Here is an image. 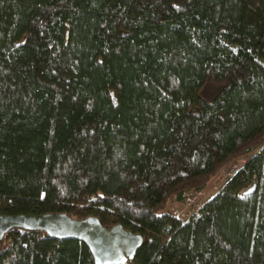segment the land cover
Instances as JSON below:
<instances>
[{"label": "trees", "instance_id": "16d2710c", "mask_svg": "<svg viewBox=\"0 0 264 264\" xmlns=\"http://www.w3.org/2000/svg\"><path fill=\"white\" fill-rule=\"evenodd\" d=\"M49 213L141 235L127 264H264V0H0V215ZM0 264L96 263L13 228Z\"/></svg>", "mask_w": 264, "mask_h": 264}, {"label": "water", "instance_id": "95a60500", "mask_svg": "<svg viewBox=\"0 0 264 264\" xmlns=\"http://www.w3.org/2000/svg\"><path fill=\"white\" fill-rule=\"evenodd\" d=\"M13 228L39 230L55 239L85 243L96 264H127L136 258L143 237L121 225L104 227L97 218L73 219L66 214L0 215V240Z\"/></svg>", "mask_w": 264, "mask_h": 264}, {"label": "rangeland", "instance_id": "374dc122", "mask_svg": "<svg viewBox=\"0 0 264 264\" xmlns=\"http://www.w3.org/2000/svg\"><path fill=\"white\" fill-rule=\"evenodd\" d=\"M246 158L242 157L235 161H233L230 165L223 168L220 173L214 177L208 184L207 188L202 191L201 199L205 203L209 200H211L222 188L224 184V180L231 175L234 171L240 169L243 164L245 163ZM191 192V191H190ZM184 209V207L181 204H177L175 202L170 203L168 206V211H176Z\"/></svg>", "mask_w": 264, "mask_h": 264}, {"label": "built area", "instance_id": "2783aa9c", "mask_svg": "<svg viewBox=\"0 0 264 264\" xmlns=\"http://www.w3.org/2000/svg\"><path fill=\"white\" fill-rule=\"evenodd\" d=\"M238 170L231 173V175H234ZM201 194L202 192L195 191L187 193L185 196V201L181 204L184 209L172 211L171 213L175 217L183 220H188L193 215H197L204 205V202L201 199Z\"/></svg>", "mask_w": 264, "mask_h": 264}]
</instances>
